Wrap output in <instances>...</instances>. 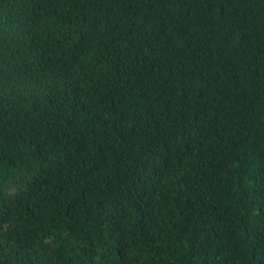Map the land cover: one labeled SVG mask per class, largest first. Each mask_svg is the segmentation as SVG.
Here are the masks:
<instances>
[{
  "label": "trees",
  "instance_id": "obj_1",
  "mask_svg": "<svg viewBox=\"0 0 264 264\" xmlns=\"http://www.w3.org/2000/svg\"><path fill=\"white\" fill-rule=\"evenodd\" d=\"M0 264H264V0H0Z\"/></svg>",
  "mask_w": 264,
  "mask_h": 264
}]
</instances>
